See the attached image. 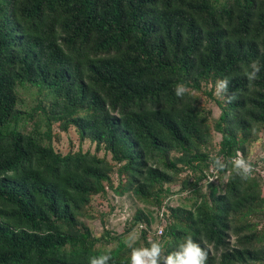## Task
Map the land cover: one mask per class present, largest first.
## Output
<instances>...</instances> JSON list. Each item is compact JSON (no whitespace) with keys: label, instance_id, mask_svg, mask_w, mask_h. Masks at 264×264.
<instances>
[{"label":"trees","instance_id":"1","mask_svg":"<svg viewBox=\"0 0 264 264\" xmlns=\"http://www.w3.org/2000/svg\"><path fill=\"white\" fill-rule=\"evenodd\" d=\"M253 60L261 70L249 84L243 73ZM224 78L235 98H214L222 138L211 155L200 148L212 128L196 97H177L174 88ZM22 84L51 97L47 143L19 128ZM53 120L64 131L74 126L113 162L57 151ZM263 128L264 0H0V264H89L103 255L131 264V247H96L81 218L107 188L161 205L164 184L183 170L171 151L199 172L196 189L212 186L210 199L168 207L152 240L167 255L191 236L208 250L207 264L264 261V232L250 222L264 204L259 179L242 180L229 165L217 170L228 173L223 192L210 180V157L246 154L244 143ZM134 218L131 228L151 221L142 210ZM148 234L141 229L146 247Z\"/></svg>","mask_w":264,"mask_h":264},{"label":"rangeland","instance_id":"2","mask_svg":"<svg viewBox=\"0 0 264 264\" xmlns=\"http://www.w3.org/2000/svg\"><path fill=\"white\" fill-rule=\"evenodd\" d=\"M216 82L212 79L204 80L200 90L188 88L189 92L196 97L198 108L204 113L211 125L212 136L206 144L200 145L203 151L210 152L211 155L216 154L219 150L222 138L221 134L213 129V124L221 112L214 98H223L215 94ZM50 100V95L47 96L39 93L38 89L30 84L18 86L17 107L23 111L19 128L27 133H40L46 143L49 141L47 136V112L51 109ZM41 107L45 108V111ZM50 134L54 148L62 154L81 149L82 151L97 153L101 157L105 156L107 160L113 162L109 152L104 149L97 151L96 144L89 139L82 141L74 126H71L68 131H64L61 129L60 122L53 120L51 122ZM255 137V139L248 140L244 143L246 154L243 151L242 153L252 163L255 161L256 165L261 162L263 165L262 169H264V128L256 133ZM182 154L180 151L170 152V158L175 159L177 166L183 167V170L176 174L173 182L164 184V187L168 188L170 192L163 194L161 205H156L151 201L139 200L130 190H127L123 195H117L113 190L107 188L106 194H98L91 197L86 215L81 220L89 228L92 237L99 238L96 242V247L111 250L121 243L126 247L125 240L130 233H134L136 237L133 246L138 248L146 247L142 241L141 229L148 227V236L150 239L155 237L156 234L158 235V230L163 223V214L166 212L169 213L168 207L180 206L189 209L194 208L196 203L198 204L210 199L212 186L207 184V181H203L200 190H198L191 184L199 175V172L186 168L178 160ZM227 174L219 172L217 178L214 179L215 182L213 184L217 186V192L224 191L225 182L228 178ZM111 175L115 182L118 183L116 168ZM252 177L259 179L260 187L264 195V178L255 170ZM139 210H142L151 221L148 225L145 221H140L131 228V225L135 223L134 216ZM250 222L255 225L251 228L252 230L261 233L264 232V204L263 208L251 217ZM234 240L235 238L232 240L233 243ZM259 243H264V238ZM247 264H264V261H253Z\"/></svg>","mask_w":264,"mask_h":264},{"label":"clouds","instance_id":"3","mask_svg":"<svg viewBox=\"0 0 264 264\" xmlns=\"http://www.w3.org/2000/svg\"><path fill=\"white\" fill-rule=\"evenodd\" d=\"M249 67L250 70L246 69L243 75L251 84L258 78L261 69L258 60H253ZM230 84V78L218 80L215 85V94L231 102L235 98V93H230ZM174 91L177 97H183L189 93L188 87L183 83L177 84ZM210 159L214 169L224 170L230 165L242 180L250 179L254 173L252 162L240 151H237L235 156L230 157L227 162L219 156H213ZM135 239L134 233H130L125 240L126 245L132 248L131 264H207L208 261V250L191 236L186 237L175 251L167 255L164 254L163 245L159 240L150 239L148 241L149 246L136 248L133 247ZM111 259L110 255L91 257L89 264H109Z\"/></svg>","mask_w":264,"mask_h":264},{"label":"built area","instance_id":"4","mask_svg":"<svg viewBox=\"0 0 264 264\" xmlns=\"http://www.w3.org/2000/svg\"><path fill=\"white\" fill-rule=\"evenodd\" d=\"M240 152L242 153V151H240ZM252 164H253L254 170L257 171V172H259L260 175H261V177L264 178V169H262L263 168V165L261 164V162H259L258 165H256V162L254 161ZM210 171L212 173V174H210V179L211 180L216 179L217 176H218L217 175V170H215L213 167H211L210 168ZM166 224H167V220H166V218L163 217V223L161 224V227L158 230V233L159 234H162L163 233Z\"/></svg>","mask_w":264,"mask_h":264}]
</instances>
